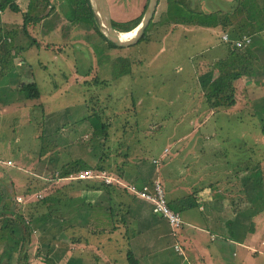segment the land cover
Here are the masks:
<instances>
[{
	"label": "rangeland",
	"instance_id": "obj_1",
	"mask_svg": "<svg viewBox=\"0 0 264 264\" xmlns=\"http://www.w3.org/2000/svg\"><path fill=\"white\" fill-rule=\"evenodd\" d=\"M148 1L107 3L111 18L123 22L143 15ZM184 1L190 8L205 12L235 4L234 0ZM14 2L18 10L5 8L11 16H4V24L0 23V29L12 27L17 33L7 40L9 54L5 59L10 57L18 72L26 73L30 68L40 95L26 99L19 92L20 82L14 83L12 102L0 105V190L7 197L4 200L12 203L9 209L0 211V234L7 231L8 238L19 241L13 264L34 260L44 264L43 260L52 255L47 249L54 248L51 236L73 218L79 199L85 200L84 184L94 183L93 179L78 182L59 177L60 167L73 159H82L88 165L86 169L98 172L96 166H102V172L117 188L114 201L122 202L124 207H117L116 212L126 214L130 206V217L143 209L140 225L150 216V207H146L149 204L134 195L135 200L131 190L125 189L129 184L136 190L148 184L140 180L144 176L141 172H149V179L160 180L167 200L175 186L190 185L194 189L204 185L212 195L231 194L234 212L264 206V146L259 134L264 125V30L242 36L247 40L241 41L233 38L236 19L225 29L220 25L205 28L165 23L162 20L167 19V3L158 0L146 38L129 47L109 49L86 24L68 19V0H33L31 15L45 18L41 24L42 20L26 25L29 36L40 45L36 47L29 37L19 33L29 0ZM256 2L263 4V0ZM51 5L55 9L50 11ZM36 7L38 11H34ZM224 36L229 43L223 41ZM227 55H232L234 61L231 70L242 75L233 83L234 104L213 107V101L206 98L209 82L204 79L218 75L217 62ZM117 57L128 60L130 71L121 77L114 72ZM100 124L105 125L103 130ZM251 132L260 136L253 138ZM95 182L99 183L97 179ZM55 195L62 197L61 203L49 209L40 204L43 197ZM37 203L39 213L30 218ZM63 211L67 220L59 225L55 218ZM179 213L184 216L183 210ZM196 214L201 218L200 213ZM41 216L45 218L41 220ZM22 220L30 222L33 232L38 227L46 228L41 239L30 235L21 241ZM258 224L249 219L243 222V230L253 227L254 231L260 227ZM207 227L211 237L217 235L211 233L210 225ZM168 231L176 237L167 242L162 260L174 258L172 244L177 239L184 244V248L180 245L182 254L186 253L191 261L182 234L196 238L198 244L210 243L207 235L189 227ZM41 240L47 246L37 247ZM107 241L119 264H127L125 240L115 234Z\"/></svg>",
	"mask_w": 264,
	"mask_h": 264
},
{
	"label": "crops",
	"instance_id": "obj_2",
	"mask_svg": "<svg viewBox=\"0 0 264 264\" xmlns=\"http://www.w3.org/2000/svg\"><path fill=\"white\" fill-rule=\"evenodd\" d=\"M4 16L8 19L11 14L5 9L0 11L1 24H4L2 23ZM43 21L44 20H42L40 24L43 23ZM11 28L3 29L2 31L14 30ZM19 41L20 39L17 40L18 43ZM8 61L10 62V67L7 68L5 74L0 77V105H9V103L12 102L11 100H13L14 96L12 95L14 93L12 85L18 83L17 73H19V75L21 73L15 71V66L12 65L10 57ZM251 136L257 138L260 135L256 136V133L251 132ZM260 141L263 142V140ZM145 175L147 179L150 176L149 172H146ZM209 186L208 184V187ZM178 189H182L185 192L180 193ZM213 189L215 188L211 190ZM174 190L169 201L176 203L184 212V216L181 217L183 224L178 229L181 230L185 227H189L190 229L198 230L207 235V239L210 241V243L205 241L204 244H198L196 238H191L183 234L181 235V240H185L184 243L188 245V251L192 254L191 261L186 253L182 254V251L178 252L175 250L174 245L176 243H178L177 246L180 247L181 245L182 248H184V244L180 243L177 239H175L172 244L173 250L176 253L174 258L171 259L167 256V258L163 257L162 260V256L165 255L163 251L167 249V242L170 238L174 239L176 233L172 235V233L168 231L170 228L166 222L153 214L151 212V206L147 205L146 207H150V210H148L150 216L146 217L147 220L145 224H143L144 226L139 224L142 223L143 209H137L136 213L130 216V220L133 221L134 225V233L130 236L125 234V227H120L112 232L102 230L103 227H88L87 224L86 226L85 224L82 225L79 223L81 222L79 218L77 219V216L74 214L73 218H70L69 223H67L68 225L66 224L64 226L65 228L62 226L59 232H55L54 235L51 236L54 242V248H52V251L51 246L50 249H47L52 255H49L48 261L46 258L43 260L44 264H46V262L50 264H119V261L114 257L111 244L107 241L115 234H118L121 239L125 240V258H127V248L129 247L137 260V264H195L194 261L198 262V264H264L263 205L257 209H251L249 207V210L234 212V203L229 201V196L232 200L231 194L226 196L225 194L214 192L212 195L204 185L194 187V189L190 187V185H181L175 186ZM218 190L221 191V189ZM97 191L83 189L82 197L87 203H93L98 199L101 193L100 190ZM205 195H208V197ZM247 205L250 204L247 203ZM219 206H227L228 209L220 210L218 209ZM202 207H205L204 211ZM196 213H200L201 218L198 217ZM249 219L257 221L260 227L257 229L255 228L253 232L244 231L242 224ZM227 221H231L232 223L233 230L231 237L225 226ZM55 222L60 225L64 222V219L60 217L56 219ZM197 222L201 224L198 225ZM209 225L212 227L210 230L211 233L215 232L217 234L216 236L211 237L212 235L210 236L208 233L209 229L207 226ZM44 230H46V228L41 227L40 229V227H38L36 232L32 231L33 237H35V239L37 237L41 239V232L44 233ZM10 231L13 232L12 229H10ZM127 237H129V242L126 241ZM45 245L47 246V244L41 240L40 245L37 247L41 248ZM255 258L258 260L256 263L254 262ZM126 263L128 264L127 259ZM30 264H36V260L32 261Z\"/></svg>",
	"mask_w": 264,
	"mask_h": 264
},
{
	"label": "trees",
	"instance_id": "obj_3",
	"mask_svg": "<svg viewBox=\"0 0 264 264\" xmlns=\"http://www.w3.org/2000/svg\"><path fill=\"white\" fill-rule=\"evenodd\" d=\"M31 1L29 0L28 12L26 14H23V23L20 26L22 30L21 31L19 30L20 31L19 33L22 32L21 34L29 37L32 40V43L35 44L36 47H38L40 45L38 43H35V40L29 36V32L26 30V25L29 22L32 23L33 25L37 22H40L42 19H45V18L43 17L39 18L38 16L31 15V13H33V7H34ZM68 1L71 5L70 13H68L69 15L68 19L71 22H82L86 24L90 29H92V31L97 35V37L100 38V41H103V43H106L109 49L119 48V46H116L113 42L109 41L101 32L99 25H98V21L94 14L91 0H68ZM234 1H235V4L229 8H226L225 10L220 8V9H213L208 12L207 11L205 12V11H198L196 9L190 8L189 5L184 0H166L167 19H163L162 21L165 23L173 22L175 24L196 25V26H201L205 28H209V27L213 28V27H217L220 25L225 29V27L231 24L232 19H236L238 21L236 24L237 29L233 30L234 31L233 35H235L233 36V38H237V40H242V41H244L242 36H247V37L253 36V34L258 33L261 30H264V0H263L262 5L258 4L256 0H234ZM14 3H13V0H0V11L4 10L5 8H8L11 11H17L19 6H17V4L16 3L14 4ZM53 9H55V6L51 5L50 11ZM34 10L38 11V7L34 8ZM63 15H66L65 10H63ZM141 16L142 15L140 14L137 18L130 19L128 21H123V22L115 21L112 19V25L114 29L118 32H129L136 28V26L139 24L141 20ZM152 19L149 25L147 26V28L145 29L144 34L140 40L146 38L147 30L153 24ZM1 31L2 29H0V33ZM3 32H4L3 35L0 37V56H1L0 58V77L3 76L5 72L7 71V68L10 67V66H6V64L9 65L10 62L7 60V58L5 59V57L8 56L9 54V51L7 50V45H8L7 40L9 38H14V35L17 34L14 30H11V31L6 30ZM229 35L231 36V34ZM231 56L232 55H227L226 57L221 58L217 62V69L219 73L216 77H212V75L209 73V75H211V78L204 79L206 80L205 83L209 82L208 85L206 84L208 86L206 98H208L209 101L210 100L213 101L212 103L213 107H217L220 105L231 106L234 104L233 83L234 81L239 79L242 74L238 70L237 72L231 70V69H234L233 67H235L234 61L232 60L233 58ZM127 61L128 60L125 57L115 58V60L113 61L114 68L115 67L117 68L114 71L115 75H118L121 77V75L126 74L130 71L129 66L127 65L128 64ZM27 69L30 70V68H27ZM28 70L26 71V73L21 72L20 75L19 73H17L18 83L20 82L19 92L22 93L24 98L26 99H37L40 95L37 82L35 81L33 76L30 75V72ZM104 126L105 125L100 124V129L103 130ZM260 134L263 137V146H264V125H262L260 128ZM43 151L45 150H42V152ZM64 163H66V165L64 164L60 167L61 172L59 173V177L63 179H65L67 176L71 174L76 173L80 169H86L88 167V165H86V163H84L82 159H73L71 161H68V162L66 161ZM96 168L97 170L103 169L102 166L100 165H97ZM142 170L144 169L142 168ZM139 173L140 171H138L137 174ZM141 174L144 175L142 178H140L143 184L146 181L147 183H150L152 180L155 179L153 177L150 180H148L149 178L147 179L146 175L143 172H141ZM98 181L99 183L95 182V180L93 181L94 183H91V184H89L88 182H85V184L82 183L84 184L85 189L100 190L101 193L98 199L96 200V202L94 203H86L85 200L79 199L80 206L74 209L75 216H77L76 218L77 219L79 218V220L81 221L79 223H81L82 225L85 224V226L87 224L88 227L90 226L103 227L102 230H108L112 232L120 227H125L124 228V230H126L125 234L127 236L132 235V233H134L133 221L130 220V217H127V214H128L127 210L130 208V206H128V208L125 210L126 214L116 212L115 209L117 207H121L124 209V207L122 206V202L114 201L116 197L115 189L117 188L113 186L114 184L112 183L108 184L104 182L103 180L102 181L98 180ZM78 182H81V180H79ZM125 190L127 191V189ZM163 192L165 195L164 187H163ZM132 196L134 199H137L134 197V195ZM6 198L4 196L3 191L0 190V211L1 209H5V210L9 209L11 206L10 204H12V203L9 204L8 201H5L4 199ZM61 198H62L61 196L59 198L57 197V195H55V197L45 196L42 198V200H40V204L41 205L46 204L49 209L50 207L52 208L54 205H56V203H61V200H62ZM165 198L167 200L166 195H165ZM167 201H168L167 204L170 207V209L179 213V210L181 209L177 207V204L173 203V201H169V200ZM38 209H39V203H37V208L33 210V212H31L32 214L30 215V218H33L35 213H39ZM50 212L52 211L50 210ZM151 212L166 222L164 218L160 217L156 212H153L152 208H151ZM64 215H65L64 211L60 212L59 216L55 218V220L59 219L60 217H63V219L66 221L67 218H65ZM43 218L45 217L41 216L40 219L42 220ZM45 222H46L45 225H47L46 220ZM20 223H22L21 225H23L22 226L23 234L20 236V240L23 241L24 238L28 239V237L32 235L33 229L29 226L30 222L25 224L22 220L20 221ZM225 226L227 227L228 233L230 234V237H231L232 230H233L231 221H227L225 223ZM6 227H7V224L4 225L3 229H5ZM252 229L253 227H250L249 229L246 230V232H253ZM0 235L2 239V241L0 240V243H2V251L0 253V264H13V261L16 257L14 256V254L18 249L17 245L19 241L17 240L14 241L13 239L8 238L7 231L4 234H0ZM172 235H175V234L172 233ZM126 241L129 242V237L126 238ZM126 256H127L126 259H127L128 264H137V260L134 257L129 247L127 248ZM46 260L48 261V259ZM46 264H50V263L46 262Z\"/></svg>",
	"mask_w": 264,
	"mask_h": 264
},
{
	"label": "built area",
	"instance_id": "obj_4",
	"mask_svg": "<svg viewBox=\"0 0 264 264\" xmlns=\"http://www.w3.org/2000/svg\"><path fill=\"white\" fill-rule=\"evenodd\" d=\"M245 38L246 37H243L244 41L247 40ZM223 41L228 42L225 36L223 38ZM102 171L103 170H100V172H98L91 169H84L67 176L65 179L67 180L97 179L100 181L103 180L108 184L112 183V180H108V176L106 175L107 173L106 172L104 173ZM126 188L129 191L131 190L130 193H132V195H135L138 199L141 198L142 200L147 202L151 206L152 211L156 212L160 217L164 218L166 222L170 225L171 229L179 228L183 224V220L180 214L173 211L168 206L167 200L163 192L162 184L160 183L159 180L158 181H156L155 179L152 180L150 183L145 184L143 189L137 188L136 190L135 186L132 184H129V186ZM174 248L178 252L181 251V248L177 246V244L174 245Z\"/></svg>",
	"mask_w": 264,
	"mask_h": 264
},
{
	"label": "water",
	"instance_id": "obj_5",
	"mask_svg": "<svg viewBox=\"0 0 264 264\" xmlns=\"http://www.w3.org/2000/svg\"><path fill=\"white\" fill-rule=\"evenodd\" d=\"M94 14L98 21L99 28L103 35L116 46L129 47L136 44L144 34L154 16L158 0H149L139 24L136 26L135 34L130 38H125L124 33L118 32L112 25V18L109 11L107 0H91Z\"/></svg>",
	"mask_w": 264,
	"mask_h": 264
},
{
	"label": "bare ground",
	"instance_id": "obj_6",
	"mask_svg": "<svg viewBox=\"0 0 264 264\" xmlns=\"http://www.w3.org/2000/svg\"><path fill=\"white\" fill-rule=\"evenodd\" d=\"M136 30H137V29H133V30H131V31H129V32H125L123 36H124L125 38H130V37H132V36L135 34Z\"/></svg>",
	"mask_w": 264,
	"mask_h": 264
}]
</instances>
